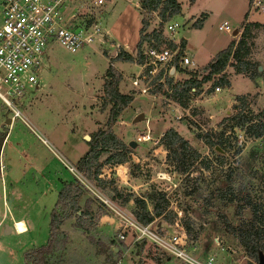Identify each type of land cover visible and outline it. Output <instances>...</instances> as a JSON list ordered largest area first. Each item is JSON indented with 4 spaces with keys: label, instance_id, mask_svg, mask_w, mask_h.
I'll return each mask as SVG.
<instances>
[{
    "label": "rangeland",
    "instance_id": "374dc122",
    "mask_svg": "<svg viewBox=\"0 0 264 264\" xmlns=\"http://www.w3.org/2000/svg\"><path fill=\"white\" fill-rule=\"evenodd\" d=\"M78 1L82 0L76 4ZM176 1L181 5L180 14L170 21L180 25L176 42L185 43L178 57L185 54L193 64L190 69H178L173 80L182 82L194 73L198 75L200 68L232 40L242 38L244 24H259L245 38L242 59L249 63L247 73L237 74L233 64L225 71L230 89L208 93L211 83L204 84L189 95L184 109L167 99L164 81H152L149 95H142L132 86L141 72L139 65L114 62L113 67L123 75L120 92L133 98L113 128L130 150L129 160L121 165H103L101 182L87 180L89 189L84 187L80 207L84 208L85 199L92 200L93 212L105 213L104 222L100 225L101 220L95 218L86 233L75 226V215H70L63 223L66 228L62 231L60 227L66 241L59 237L58 250L48 258V264H181L154 244L132 237L129 230L125 240H120L125 228L101 201L107 199L135 218L133 200L143 199L152 212L151 197L155 195H164L167 202L163 217L152 223L159 227V234L179 236L185 232L188 249L202 261L213 257V264H259L260 255L257 261L247 257L225 225L235 227L251 219L246 201L256 204L264 216V136L249 137L235 119L242 113L251 116L254 123L264 122V0H254L252 7L246 0ZM136 3L138 0H108L98 19L105 36L91 46L72 54L57 43L49 45L39 88L30 91L19 106L23 119L7 125L11 114L0 101V217L4 214L7 224H12L9 213L15 214V220L24 219L33 229L37 244H29L27 236H18L13 229L7 234L4 225L0 228V264H26L24 253L29 248L46 245L57 193L49 190L43 195V181L36 171L51 173L52 177L61 173L65 179L75 180L63 163L77 170L89 148L85 136L106 127L109 106L104 105L103 83L110 58L120 49L136 57L142 18ZM78 10V19H84L81 8ZM197 19H203L199 29L193 27ZM159 23L158 13H151L147 30L158 29ZM223 23L228 24L229 31L218 30ZM139 113L147 120L133 124ZM168 129L175 130L191 149L185 171L171 163L161 144ZM7 131L8 141L2 145ZM146 133L151 137L148 142L137 143L134 149L128 146ZM205 139L216 146H207ZM106 157L101 156L100 163ZM126 196L128 202H124ZM16 228L25 232L21 222ZM261 255L264 257V249Z\"/></svg>",
    "mask_w": 264,
    "mask_h": 264
},
{
    "label": "trees",
    "instance_id": "16d2710c",
    "mask_svg": "<svg viewBox=\"0 0 264 264\" xmlns=\"http://www.w3.org/2000/svg\"><path fill=\"white\" fill-rule=\"evenodd\" d=\"M193 2L194 0H190ZM140 6L141 15V28L139 30V40L137 43L136 57H133L129 52L124 49H120L116 52L114 57L110 58V66L105 72V79L103 83L104 105L109 106L108 119L105 124V129H97L90 135V140L87 142L89 148L88 151L80 158L78 162L77 171L83 175L87 180L95 179L100 181L99 175L103 165H121L125 164L129 160L130 150L122 143L113 132L114 126L117 124L121 113L129 107L133 98L131 95L123 94L119 90V84L122 81V73L113 67L114 62H126L140 64L143 60L140 54V48L144 42L150 41L153 37L159 41L161 39V32L163 31V25L170 21L172 18L180 14L181 5L176 0H138ZM254 0L248 1V7H252ZM158 13L160 19L159 28L157 31H153L151 34H147L149 27V20L151 13ZM249 13L247 12L245 18ZM203 19H197L193 23L194 28H201ZM259 24H244L242 38L237 42L232 40L230 44L217 53L205 66L200 68L198 75L194 73L187 80L177 82L173 80V76L167 74L164 78V84L167 91H164L167 99L177 103L182 108H186V100L189 95L194 91L201 89L204 84L211 83V87L208 93L213 92L217 88H230V82L226 76V69L233 66L236 69L237 74L245 75L247 73V67L249 63L243 61L245 52V38L250 33L251 28H258ZM172 49L174 45H170ZM185 43L182 40L180 48H184ZM244 66V68L241 67ZM178 70V69H177ZM176 70V71H177ZM258 72V67L255 69ZM163 72L155 77L154 81L162 79ZM256 77L252 76V79ZM264 82V77H262ZM162 86H160L161 88ZM260 118V116H257ZM237 125L243 129L244 133L249 137L261 138L264 136V122L254 123L251 116H246L242 113L238 114ZM207 137V136H206ZM207 146H216L210 140L205 139ZM161 144L168 151V158L173 164L181 166L185 171V162L190 152V147L186 141H184L180 135L173 129L165 131L161 138ZM129 146V143H128ZM219 148V147H218ZM191 153V152H190ZM193 153V152H192ZM106 155V159L103 163H100V157ZM198 154L193 153V158H197ZM101 182V181H100ZM117 197H121V194L116 188L113 189ZM85 188L76 180L66 182L57 195V200L54 208L50 213L49 221V238L46 245L30 249L24 253V261L26 264H48V258L51 257L55 251L58 250L59 237H64L66 241V235L60 231V227L64 221L75 215V226L82 232H89L93 225V220L105 215L100 210H97L95 217L92 215V200L87 199L84 203V208L79 206V200L84 194ZM154 199V205L152 212L147 208V204L143 199L135 198L133 203L136 207L134 216L136 220L143 225H148L154 222L156 218L163 217L165 213L166 200L164 195H155L151 197ZM129 201V196H126L124 202ZM247 205L251 209L252 217L249 221H243L238 226H232L226 223V230L234 236L241 246L244 248L247 257L251 260L257 261L259 255L264 249V216L258 210L256 204L250 201H246ZM79 213V214H78ZM166 218V217H165ZM159 229L158 226H156ZM157 248V247H155ZM160 263V261H158Z\"/></svg>",
    "mask_w": 264,
    "mask_h": 264
},
{
    "label": "built area",
    "instance_id": "2783aa9c",
    "mask_svg": "<svg viewBox=\"0 0 264 264\" xmlns=\"http://www.w3.org/2000/svg\"><path fill=\"white\" fill-rule=\"evenodd\" d=\"M108 0H2L0 3V101L9 110L10 124L23 119L19 110L30 91L39 88V76L45 65L46 51L50 44L57 43L70 53H76L85 46L104 38L98 26L100 12ZM73 7L68 13L67 8ZM81 8L84 19H78ZM264 13V10L262 11ZM180 25L175 21L164 24L161 39L144 42L140 48L143 58L139 65L141 72L132 86L142 95H149L150 83L159 72L162 79L172 71L188 68L193 61L185 54L178 57L180 44L174 36ZM147 30V34L153 31ZM219 31H229L227 23L218 26ZM170 45H174L172 49ZM147 81V83L143 82ZM142 83V84H141ZM141 84V85H140ZM219 91V88L216 89ZM194 92V91H193ZM149 133L139 135L136 143L148 142ZM83 187L88 188L87 179L74 167L63 163ZM103 204L119 217L120 226L125 228L119 235L125 240L126 230L137 240H146L170 258L181 264H213L214 258L202 261L193 255L186 245V234L179 236L159 234L153 224L143 225L131 214L119 210L107 199ZM19 232V231H17Z\"/></svg>",
    "mask_w": 264,
    "mask_h": 264
},
{
    "label": "crops",
    "instance_id": "0c3cea01",
    "mask_svg": "<svg viewBox=\"0 0 264 264\" xmlns=\"http://www.w3.org/2000/svg\"><path fill=\"white\" fill-rule=\"evenodd\" d=\"M113 1V0H112ZM129 1H131V0H129ZM247 1V3H248V1L249 0H246ZM135 6L138 8V9H140V6H139V2L138 3H136L135 4ZM67 11H68V13L71 11V7H68L67 8ZM141 17V16H140ZM140 21H141V18H140ZM139 30H140V28H139ZM187 35V34H186ZM185 35V36H186ZM139 40V39H138ZM117 47H118V45H117ZM126 48H127V46H125ZM127 49H129V48H127ZM128 51V50H127ZM129 53L131 52V51H128ZM171 75L173 76V77H175V76H177V72L176 71H174V72H172L171 73ZM187 80V79H186ZM231 87H232V84H231ZM220 89L221 88H219V91L217 92V93H219L220 92ZM228 89H230V88H228ZM222 91L224 90V89H221ZM6 124L7 125H9L8 124V120L6 121ZM9 131V130H8ZM6 132V134H5V136H4V138H3V140H2V145L5 143V142H7L8 140H7V136H8V134H9V132ZM86 137V136H85ZM90 137V136H89ZM1 145V146H2ZM36 173L38 174V176H37V178L39 177V178H41L42 179V181H43V183H41L42 184V187H44L43 188V190H42V192H43V195L44 194H47L48 192H49V190L50 191H53L54 193H57L56 194V200H57V195H58V193H59V191L61 190V188L63 187V184L64 183H66V182H70L71 180L70 179H65L64 178V176H63V174H61L60 173V175L59 176H56V175H54L53 177H52V174L51 173H46V174H44L43 172H42V170L40 171V170H38V171H36ZM55 178V179H54ZM83 197V196H82ZM87 199H85L84 201H83V205L82 206H84V203H85V201H86ZM55 203H56V201H55ZM80 204H82V203H80ZM80 204H79V206H80ZM55 205V204H54ZM54 208V207H53ZM52 208V209H53ZM51 209V210H52ZM92 213V215L95 217V215H96V213H94L93 211L91 212ZM79 214V213H78ZM9 215H10V218L12 219V224H7L6 223V219H7V217L3 214L1 217H0V228H2V227H4V225H7V228H6V233L7 234H11V232H12V229L15 231V233H16V235H18V236H27L28 237V239H29V244H32V245H37V244H35V238L33 237V229L31 228V226L29 225V224H27V222L24 220V219H18V220H15V219H13V216L15 215L14 213H13V215L12 214H10L9 213ZM107 218V217H106ZM99 220H101L100 221V225L102 224L101 222H104L103 220L105 219V216L104 215H102V216H100L99 218H98ZM65 221H67V219L65 220ZM65 221H64V223H65ZM19 222H21V223H23V225H24V227H25V232H23V233H20V232H17L18 231V229L16 228V224L17 223H19ZM69 224V223H68ZM71 226V225H70ZM62 228H66V225H62L61 226V230L63 231L64 229H62ZM48 241V240H47ZM45 245V244H44ZM32 248H36V246H32ZM29 249H31V248H29ZM28 251V250H27Z\"/></svg>",
    "mask_w": 264,
    "mask_h": 264
},
{
    "label": "water",
    "instance_id": "95a60500",
    "mask_svg": "<svg viewBox=\"0 0 264 264\" xmlns=\"http://www.w3.org/2000/svg\"><path fill=\"white\" fill-rule=\"evenodd\" d=\"M236 34H237V31H234L233 35H236ZM186 37H189V34H187ZM259 70L261 71V68H259ZM172 72H174V71H172ZM146 120H147V118H146L145 114L144 113H139L138 115H136L134 117V119L132 120V123L133 124H137V123H141V122L146 121ZM8 124H10V120L9 119H8ZM85 140L89 141L90 137L86 136ZM136 146H137L136 141H130L129 142V147L130 148L134 149ZM259 264H264V257H262V255H260V258H259Z\"/></svg>",
    "mask_w": 264,
    "mask_h": 264
},
{
    "label": "bare ground",
    "instance_id": "6f19581e",
    "mask_svg": "<svg viewBox=\"0 0 264 264\" xmlns=\"http://www.w3.org/2000/svg\"><path fill=\"white\" fill-rule=\"evenodd\" d=\"M19 231V230H18ZM20 232V231H19Z\"/></svg>",
    "mask_w": 264,
    "mask_h": 264
}]
</instances>
